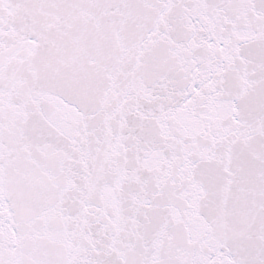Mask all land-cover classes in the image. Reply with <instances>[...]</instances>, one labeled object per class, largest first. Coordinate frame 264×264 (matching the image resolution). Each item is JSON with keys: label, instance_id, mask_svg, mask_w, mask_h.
I'll return each instance as SVG.
<instances>
[{"label": "snow or ice", "instance_id": "6c2138e0", "mask_svg": "<svg viewBox=\"0 0 264 264\" xmlns=\"http://www.w3.org/2000/svg\"><path fill=\"white\" fill-rule=\"evenodd\" d=\"M0 264H264V0H0Z\"/></svg>", "mask_w": 264, "mask_h": 264}]
</instances>
